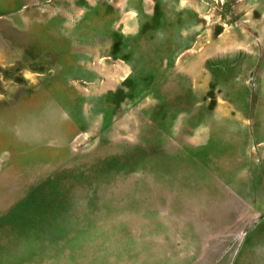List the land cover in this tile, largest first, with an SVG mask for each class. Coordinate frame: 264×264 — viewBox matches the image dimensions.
Instances as JSON below:
<instances>
[{"label":"rangeland","instance_id":"rangeland-1","mask_svg":"<svg viewBox=\"0 0 264 264\" xmlns=\"http://www.w3.org/2000/svg\"><path fill=\"white\" fill-rule=\"evenodd\" d=\"M0 264H264V0H0Z\"/></svg>","mask_w":264,"mask_h":264}]
</instances>
